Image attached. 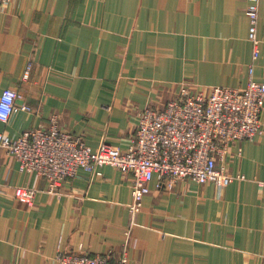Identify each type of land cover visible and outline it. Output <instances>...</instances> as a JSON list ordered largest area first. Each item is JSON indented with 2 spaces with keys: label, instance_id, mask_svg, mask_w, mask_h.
I'll return each instance as SVG.
<instances>
[{
  "label": "crops",
  "instance_id": "0c3cea01",
  "mask_svg": "<svg viewBox=\"0 0 264 264\" xmlns=\"http://www.w3.org/2000/svg\"><path fill=\"white\" fill-rule=\"evenodd\" d=\"M248 0H15L0 7V94L18 90L17 110L0 132L10 138L54 125L96 152L125 150L139 112L161 109L185 89H240L248 82ZM264 79V1L258 3ZM29 78L22 83L25 66ZM264 127V108L261 113ZM223 164L235 179L223 189L180 181L149 184L132 216L131 178L102 166L79 170L60 196L20 171L0 149V264H59L61 251L90 256L124 250L136 264H264V132L233 143ZM14 187L36 191L33 208Z\"/></svg>",
  "mask_w": 264,
  "mask_h": 264
},
{
  "label": "built area",
  "instance_id": "2783aa9c",
  "mask_svg": "<svg viewBox=\"0 0 264 264\" xmlns=\"http://www.w3.org/2000/svg\"><path fill=\"white\" fill-rule=\"evenodd\" d=\"M14 0H0V6ZM245 13L249 21L248 41L251 62L248 82L240 89L213 87L204 94H190L180 90L175 98L161 109L151 107L138 114L136 132L125 150L102 144L96 152L79 137L57 129L54 125L25 130L16 138L0 132V149L18 163L20 171L35 173L47 182L46 193L60 196L63 183L75 177L79 170L99 176L97 168L112 167L131 178L129 213L135 216L141 210L149 184L154 177L158 187L171 190L180 181L196 184L210 183L219 190L235 179L223 164L231 144L254 141L264 132L261 113L264 108V79H253L255 65L260 57L258 37V3L248 0ZM25 66L24 81L31 70ZM22 95L18 90L4 89L0 94V122L6 124L17 110ZM264 187V182L259 183ZM36 191L14 187L13 197L33 208ZM59 264H136L128 260L126 251L117 259L111 253L90 256L79 251H61L56 255Z\"/></svg>",
  "mask_w": 264,
  "mask_h": 264
},
{
  "label": "rangeland",
  "instance_id": "374dc122",
  "mask_svg": "<svg viewBox=\"0 0 264 264\" xmlns=\"http://www.w3.org/2000/svg\"><path fill=\"white\" fill-rule=\"evenodd\" d=\"M15 1V0H14ZM13 2V1H12ZM11 3V2H10ZM9 4V3H8ZM7 5V4H6ZM4 6V5H3ZM1 7V6H0ZM24 72V71H23ZM24 74V73H23ZM23 74H22V77H21V81L23 80ZM29 74H30V72H29ZM28 78H29V75H28V77L24 80V81H22V83H26V81L28 80ZM14 198V197H13ZM14 200H16L15 198H14ZM17 201V200H16ZM35 203V202H34ZM26 206V205H25ZM26 207H28V206H26ZM33 207H34V205H33Z\"/></svg>",
  "mask_w": 264,
  "mask_h": 264
}]
</instances>
